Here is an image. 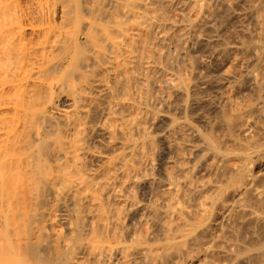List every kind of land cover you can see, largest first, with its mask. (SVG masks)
<instances>
[{"label": "bare ground", "instance_id": "bare-ground-1", "mask_svg": "<svg viewBox=\"0 0 264 264\" xmlns=\"http://www.w3.org/2000/svg\"><path fill=\"white\" fill-rule=\"evenodd\" d=\"M0 264H264V0H0Z\"/></svg>", "mask_w": 264, "mask_h": 264}]
</instances>
